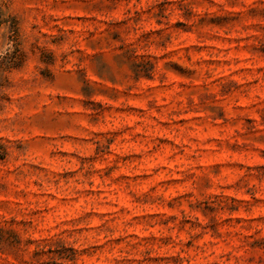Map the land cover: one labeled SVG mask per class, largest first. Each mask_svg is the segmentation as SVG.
<instances>
[{
	"label": "clouds",
	"instance_id": "9594fccd",
	"mask_svg": "<svg viewBox=\"0 0 264 264\" xmlns=\"http://www.w3.org/2000/svg\"><path fill=\"white\" fill-rule=\"evenodd\" d=\"M0 264H264V0H0Z\"/></svg>",
	"mask_w": 264,
	"mask_h": 264
}]
</instances>
